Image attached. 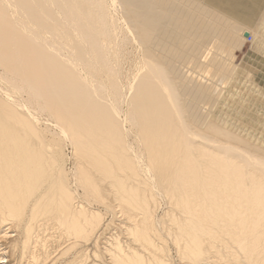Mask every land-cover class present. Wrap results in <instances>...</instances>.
Listing matches in <instances>:
<instances>
[{"label":"bare ground","instance_id":"1","mask_svg":"<svg viewBox=\"0 0 264 264\" xmlns=\"http://www.w3.org/2000/svg\"><path fill=\"white\" fill-rule=\"evenodd\" d=\"M246 32L264 0H0V264H264Z\"/></svg>","mask_w":264,"mask_h":264},{"label":"rangeland","instance_id":"2","mask_svg":"<svg viewBox=\"0 0 264 264\" xmlns=\"http://www.w3.org/2000/svg\"><path fill=\"white\" fill-rule=\"evenodd\" d=\"M250 40V41H249ZM252 40V42H251ZM255 44V46H254ZM236 48V49H235ZM232 51H235L233 52L234 54V64L238 67V69H243L242 67H246L248 66V64L251 63V60L254 59V58H257V59H262L264 61V50H261L260 48H258L257 44H256V40H254V38H252L251 36L248 38L247 41H245L242 45L240 44L239 46L235 47ZM262 55V56H261ZM236 56V57H235ZM252 58V59H251ZM246 62V63H245ZM241 64V65H240ZM243 64V65H242ZM240 67V68H239ZM241 72V70H239ZM241 74V73H240ZM242 75V74H241ZM241 79H243V77H241ZM264 86V85H263ZM242 87V84L239 85V88H237V90H239L240 88ZM244 87V85H243ZM257 98V97H256ZM254 100V98H251V99H247V101H250L251 103L247 102L245 103L244 105L246 107L244 108H239L241 110V114H244L243 116V120L245 123H248L249 125H251L250 127L253 128V125L254 126V129H252L253 131H255L256 134L258 133H261V134H258L259 136H261V138H264V127L262 126V124L264 125V99H256ZM264 98V97H263ZM254 103V105H253ZM247 104V105H246ZM257 105V106H255ZM259 106V107H258ZM262 108V109H261ZM226 109V110H225ZM249 109V110H247ZM224 110L227 112L228 111H231V109H228L226 108V106L224 107ZM254 112V113H253ZM238 112V115L240 114ZM257 113V114H256ZM41 114V115H40ZM43 114V115H42ZM46 113L45 112H41V113H38V116L40 117V120L41 121H44V122H41L42 124H45L46 122L47 123H50V121L47 119L48 116L45 115ZM42 117V116H44ZM245 115H248L247 117ZM261 115V117H260ZM259 116V118H258ZM46 120H44V119ZM247 118V119H246ZM252 119V120H251ZM262 119V120H261ZM254 120V121H253ZM46 121V122H45ZM247 121V122H246ZM249 121V122H248ZM253 121V122H252ZM252 122V123H251ZM255 122V123H254ZM258 122V123H257ZM262 122V123H260ZM46 123V124H47ZM249 125H246L247 128H249ZM258 125V127L256 126ZM260 125H261V129H260ZM257 129H256V128ZM249 128V129H251ZM263 128V129H262ZM260 129V130H259ZM259 130V131H258ZM263 134V135H262ZM69 146V145H68ZM69 150V151H68ZM68 151V152H67ZM66 152L68 154V156L71 155V146L67 147L66 146ZM70 152V153H69ZM71 157V156H70ZM69 165V166H68ZM66 167L68 170H70V168L72 167V164L70 163V161L66 164ZM70 172V171H69Z\"/></svg>","mask_w":264,"mask_h":264},{"label":"water","instance_id":"3","mask_svg":"<svg viewBox=\"0 0 264 264\" xmlns=\"http://www.w3.org/2000/svg\"><path fill=\"white\" fill-rule=\"evenodd\" d=\"M245 36L249 37V33H248V32H246V33H245Z\"/></svg>","mask_w":264,"mask_h":264}]
</instances>
